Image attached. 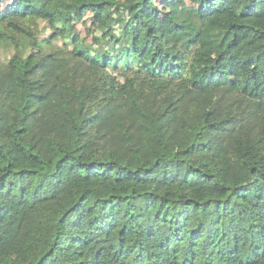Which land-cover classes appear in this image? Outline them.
I'll use <instances>...</instances> for the list:
<instances>
[{
  "label": "trees",
  "instance_id": "1",
  "mask_svg": "<svg viewBox=\"0 0 264 264\" xmlns=\"http://www.w3.org/2000/svg\"><path fill=\"white\" fill-rule=\"evenodd\" d=\"M157 2L0 0V264H264V0Z\"/></svg>",
  "mask_w": 264,
  "mask_h": 264
},
{
  "label": "rangeland",
  "instance_id": "2",
  "mask_svg": "<svg viewBox=\"0 0 264 264\" xmlns=\"http://www.w3.org/2000/svg\"><path fill=\"white\" fill-rule=\"evenodd\" d=\"M188 3L189 0H179L178 4H160L157 2V5H161L166 11H175L180 5H185ZM58 18L62 24L68 28L69 35L82 45L99 48L104 38L109 34L108 30L106 29L107 23H101L99 21V16L93 20V15L91 13L80 16L75 21H69L67 18H65V16H58ZM5 54L6 51L3 48H0V56H4Z\"/></svg>",
  "mask_w": 264,
  "mask_h": 264
}]
</instances>
